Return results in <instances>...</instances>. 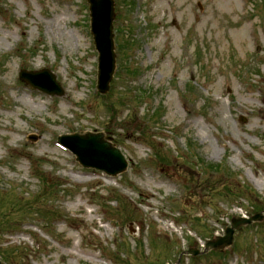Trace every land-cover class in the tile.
<instances>
[{"label":"rangeland","instance_id":"rangeland-1","mask_svg":"<svg viewBox=\"0 0 264 264\" xmlns=\"http://www.w3.org/2000/svg\"><path fill=\"white\" fill-rule=\"evenodd\" d=\"M115 12L101 96L87 0H0L2 264H264V0ZM44 69L64 96L19 79ZM76 133H102L127 171L80 166L57 143ZM259 213L222 255L186 254Z\"/></svg>","mask_w":264,"mask_h":264},{"label":"water","instance_id":"water-1","mask_svg":"<svg viewBox=\"0 0 264 264\" xmlns=\"http://www.w3.org/2000/svg\"><path fill=\"white\" fill-rule=\"evenodd\" d=\"M88 3L92 19V34L99 53L97 90L101 95H106L110 91V84L116 71L117 56L113 33V23L116 17L115 4L114 0H88ZM20 79L32 88L48 95L59 97L64 95V90L50 71H22ZM30 140L36 142L37 138L33 136ZM59 143L70 150L85 168L95 169L113 177L127 170L128 163L125 157L119 149L105 141L103 134L65 135L59 138ZM262 220V215H257L250 220L233 219L232 226L225 232V237H217L207 242L204 253L225 251L233 244L236 231ZM188 254L197 257L201 253L191 250ZM0 264H2L1 261Z\"/></svg>","mask_w":264,"mask_h":264},{"label":"trees","instance_id":"trees-1","mask_svg":"<svg viewBox=\"0 0 264 264\" xmlns=\"http://www.w3.org/2000/svg\"><path fill=\"white\" fill-rule=\"evenodd\" d=\"M215 166H216V167H219L218 165H214L213 167H215ZM220 166H221V165H220ZM216 167H215V168H216ZM129 206H130L129 203H125V207L129 208ZM17 251H18V250H17Z\"/></svg>","mask_w":264,"mask_h":264},{"label":"bare ground","instance_id":"bare-ground-1","mask_svg":"<svg viewBox=\"0 0 264 264\" xmlns=\"http://www.w3.org/2000/svg\"><path fill=\"white\" fill-rule=\"evenodd\" d=\"M162 1H165V0H162ZM181 5H178L176 8H175V11L180 7ZM4 128H7V127H4ZM11 133H13V131L11 130Z\"/></svg>","mask_w":264,"mask_h":264}]
</instances>
